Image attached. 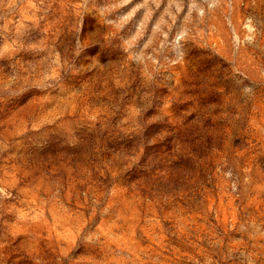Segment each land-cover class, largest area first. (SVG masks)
<instances>
[{
    "label": "rangeland",
    "instance_id": "obj_1",
    "mask_svg": "<svg viewBox=\"0 0 264 264\" xmlns=\"http://www.w3.org/2000/svg\"><path fill=\"white\" fill-rule=\"evenodd\" d=\"M0 264H264V0H0Z\"/></svg>",
    "mask_w": 264,
    "mask_h": 264
}]
</instances>
